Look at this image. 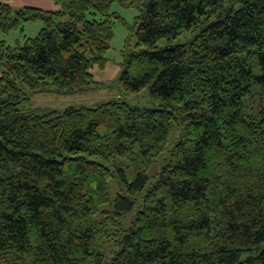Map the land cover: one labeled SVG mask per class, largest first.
Returning <instances> with one entry per match:
<instances>
[{
    "label": "trees",
    "instance_id": "16d2710c",
    "mask_svg": "<svg viewBox=\"0 0 264 264\" xmlns=\"http://www.w3.org/2000/svg\"><path fill=\"white\" fill-rule=\"evenodd\" d=\"M8 1L1 33L41 27L0 38V264H264V0H117L119 96L62 110L20 85L102 87L115 0Z\"/></svg>",
    "mask_w": 264,
    "mask_h": 264
},
{
    "label": "rangeland",
    "instance_id": "374dc122",
    "mask_svg": "<svg viewBox=\"0 0 264 264\" xmlns=\"http://www.w3.org/2000/svg\"><path fill=\"white\" fill-rule=\"evenodd\" d=\"M29 2L26 6H34L42 9H49V4L53 3L51 0H25ZM31 3V4H30ZM33 4V5H32ZM16 6V5H15ZM25 6V5H24ZM111 11L121 16L122 20L115 19L113 23V36L111 40V47L106 53L107 63L104 68L94 66L91 68L93 77L103 82V86L98 89L86 90L82 92H62L59 88L46 86L36 89H28L22 84L20 85L27 93V98L19 104L21 109H28L36 106H46L54 109L62 110L69 105H91L101 100H108L119 96L117 87V77L120 72V63L122 61V49L126 44L129 48L134 46V36H129V26H131L134 16L138 13L135 7L124 6L117 0L111 3ZM41 27L40 22L26 23L23 26V31L20 28L11 30L4 34L0 32V38L14 45L16 42H22L23 36H34ZM20 84V83H19ZM126 100L131 105H148L149 95L147 89H143L139 93L131 94L126 97ZM148 103V104H147ZM162 160L158 159L151 165L147 171L148 177L155 176L160 169ZM114 195L112 191L111 196ZM130 221L129 213L123 216V224L128 226Z\"/></svg>",
    "mask_w": 264,
    "mask_h": 264
},
{
    "label": "crops",
    "instance_id": "0c3cea01",
    "mask_svg": "<svg viewBox=\"0 0 264 264\" xmlns=\"http://www.w3.org/2000/svg\"><path fill=\"white\" fill-rule=\"evenodd\" d=\"M8 3L10 5L14 6V7H21V6H24V5L26 6L27 4H29V2H27L25 0H9ZM48 6H49V9H55L56 8V6L54 5V3H50Z\"/></svg>",
    "mask_w": 264,
    "mask_h": 264
}]
</instances>
